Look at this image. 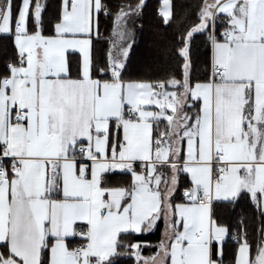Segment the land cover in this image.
Returning <instances> with one entry per match:
<instances>
[{
	"label": "snow or ice",
	"instance_id": "obj_1",
	"mask_svg": "<svg viewBox=\"0 0 264 264\" xmlns=\"http://www.w3.org/2000/svg\"><path fill=\"white\" fill-rule=\"evenodd\" d=\"M176 7L0 0V264H264V0Z\"/></svg>",
	"mask_w": 264,
	"mask_h": 264
},
{
	"label": "trees",
	"instance_id": "obj_2",
	"mask_svg": "<svg viewBox=\"0 0 264 264\" xmlns=\"http://www.w3.org/2000/svg\"><path fill=\"white\" fill-rule=\"evenodd\" d=\"M150 2L152 4L153 9H157L160 6H162V0H150ZM174 3L177 5L176 11L179 12L180 11L179 5H182V4L183 5H189V4L194 3V0H174ZM158 236H159V234L149 237V239L152 241L153 245L158 242ZM144 254L147 256V255H150L151 252H149L146 249ZM129 264H131V262H129Z\"/></svg>",
	"mask_w": 264,
	"mask_h": 264
},
{
	"label": "crops",
	"instance_id": "obj_3",
	"mask_svg": "<svg viewBox=\"0 0 264 264\" xmlns=\"http://www.w3.org/2000/svg\"><path fill=\"white\" fill-rule=\"evenodd\" d=\"M33 72V78H34V69L30 70ZM22 83L23 82H19L18 86H17V92L15 94L16 98L17 99H20V98H27V97H30L31 98V102L34 104L35 103V91L34 89L33 90H27V89H23L22 88ZM82 88L84 87H89L88 85H83L81 86ZM141 142H143V137L141 138Z\"/></svg>",
	"mask_w": 264,
	"mask_h": 264
}]
</instances>
